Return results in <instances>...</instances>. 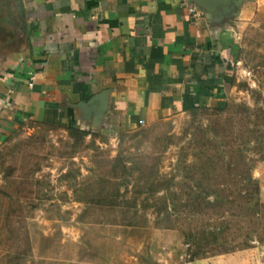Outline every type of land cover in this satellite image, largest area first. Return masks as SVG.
Returning <instances> with one entry per match:
<instances>
[{
    "label": "rangeland",
    "instance_id": "rangeland-1",
    "mask_svg": "<svg viewBox=\"0 0 264 264\" xmlns=\"http://www.w3.org/2000/svg\"><path fill=\"white\" fill-rule=\"evenodd\" d=\"M18 11L0 0V59ZM237 36L223 110L116 135L26 121L3 139L0 264H264V0Z\"/></svg>",
    "mask_w": 264,
    "mask_h": 264
},
{
    "label": "crops",
    "instance_id": "crops-1",
    "mask_svg": "<svg viewBox=\"0 0 264 264\" xmlns=\"http://www.w3.org/2000/svg\"><path fill=\"white\" fill-rule=\"evenodd\" d=\"M257 1L193 14L174 0H17L18 40L0 59V142L26 121L116 135L222 107Z\"/></svg>",
    "mask_w": 264,
    "mask_h": 264
},
{
    "label": "built area",
    "instance_id": "built-area-1",
    "mask_svg": "<svg viewBox=\"0 0 264 264\" xmlns=\"http://www.w3.org/2000/svg\"><path fill=\"white\" fill-rule=\"evenodd\" d=\"M176 1L180 6L185 7V9L190 12L195 14L197 11V5L195 4L194 0H174ZM29 82V86H32L33 81H34V75H29L28 78Z\"/></svg>",
    "mask_w": 264,
    "mask_h": 264
},
{
    "label": "trees",
    "instance_id": "trees-1",
    "mask_svg": "<svg viewBox=\"0 0 264 264\" xmlns=\"http://www.w3.org/2000/svg\"><path fill=\"white\" fill-rule=\"evenodd\" d=\"M232 81H233V77H232ZM226 107V101L225 102H223V106L222 107H219V108H216V109H218V110H223L224 108ZM248 200H250V199H248ZM245 202H247V201H245ZM200 211H198V213H199ZM263 218V217H262ZM254 223H255V221H254ZM248 226L247 227H255L256 225L255 224H250L249 222H248ZM228 230H229V228H227ZM245 248H248V246L247 245H245V246H243V247H241V248H236V249H245Z\"/></svg>",
    "mask_w": 264,
    "mask_h": 264
},
{
    "label": "water",
    "instance_id": "water-1",
    "mask_svg": "<svg viewBox=\"0 0 264 264\" xmlns=\"http://www.w3.org/2000/svg\"><path fill=\"white\" fill-rule=\"evenodd\" d=\"M195 4L198 6L200 4H210V3H216V0H194Z\"/></svg>",
    "mask_w": 264,
    "mask_h": 264
}]
</instances>
